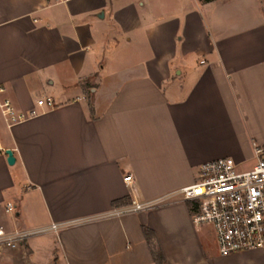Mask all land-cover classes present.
<instances>
[{
	"label": "crops",
	"instance_id": "1",
	"mask_svg": "<svg viewBox=\"0 0 264 264\" xmlns=\"http://www.w3.org/2000/svg\"><path fill=\"white\" fill-rule=\"evenodd\" d=\"M5 100L36 115L0 112V227L61 226L0 264H264V249L221 256L179 198L105 216L264 146V0H0Z\"/></svg>",
	"mask_w": 264,
	"mask_h": 264
},
{
	"label": "built area",
	"instance_id": "2",
	"mask_svg": "<svg viewBox=\"0 0 264 264\" xmlns=\"http://www.w3.org/2000/svg\"><path fill=\"white\" fill-rule=\"evenodd\" d=\"M38 107H52L50 98L39 99ZM0 112L7 127L35 116L17 113L5 100ZM5 150L0 146V152ZM256 162L250 169L240 170L232 158H219L201 164L196 180L169 194L150 201L132 200L129 204L114 207L106 217L149 210L173 198L186 202L194 226L209 228L215 238L218 253L226 256L236 252L264 249V146H254ZM125 176V183L130 181ZM6 212H13L12 204L5 205ZM61 225L23 228L6 231L0 227V247H15L27 239L56 231Z\"/></svg>",
	"mask_w": 264,
	"mask_h": 264
},
{
	"label": "trees",
	"instance_id": "3",
	"mask_svg": "<svg viewBox=\"0 0 264 264\" xmlns=\"http://www.w3.org/2000/svg\"><path fill=\"white\" fill-rule=\"evenodd\" d=\"M203 1H210V0H203ZM125 201H127L126 199H122V200H118L115 202V204H123L125 203ZM145 235L147 236L148 239H150L151 233L148 230H145ZM155 256L157 257V259H161V255L159 252H155Z\"/></svg>",
	"mask_w": 264,
	"mask_h": 264
},
{
	"label": "rangeland",
	"instance_id": "4",
	"mask_svg": "<svg viewBox=\"0 0 264 264\" xmlns=\"http://www.w3.org/2000/svg\"><path fill=\"white\" fill-rule=\"evenodd\" d=\"M93 88H91L90 90H92ZM255 161L254 159H250V160H246V162H243L241 165L238 166V169L240 170H245L248 168V166H250V164H252Z\"/></svg>",
	"mask_w": 264,
	"mask_h": 264
},
{
	"label": "water",
	"instance_id": "5",
	"mask_svg": "<svg viewBox=\"0 0 264 264\" xmlns=\"http://www.w3.org/2000/svg\"><path fill=\"white\" fill-rule=\"evenodd\" d=\"M5 154L7 155V163L12 165L14 163V158L12 156V152L10 150H6Z\"/></svg>",
	"mask_w": 264,
	"mask_h": 264
}]
</instances>
